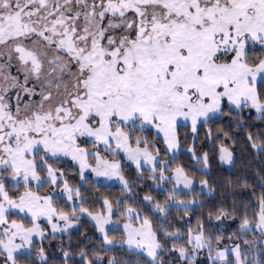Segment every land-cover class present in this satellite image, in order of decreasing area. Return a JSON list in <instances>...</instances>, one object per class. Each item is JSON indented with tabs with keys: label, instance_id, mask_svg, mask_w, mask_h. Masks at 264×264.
<instances>
[{
	"label": "flooded vegetation",
	"instance_id": "obj_1",
	"mask_svg": "<svg viewBox=\"0 0 264 264\" xmlns=\"http://www.w3.org/2000/svg\"><path fill=\"white\" fill-rule=\"evenodd\" d=\"M263 3L0 0V164L105 149L96 134L110 127L120 138L121 131L97 113L130 115L136 84L163 92V57L184 37L213 33L234 15L254 19Z\"/></svg>",
	"mask_w": 264,
	"mask_h": 264
},
{
	"label": "rangeland",
	"instance_id": "obj_2",
	"mask_svg": "<svg viewBox=\"0 0 264 264\" xmlns=\"http://www.w3.org/2000/svg\"><path fill=\"white\" fill-rule=\"evenodd\" d=\"M261 49H264V6L254 19L234 15L218 24L213 33L184 37L176 53L168 52L163 57L167 62L164 70L167 77L164 74L162 93H156L155 83L141 82L136 84L135 96L126 106L127 110L131 107L130 115L117 119L111 111L97 113L104 124L116 125L114 130L121 131L120 138L107 127L93 138L97 146L105 149L88 148L72 154L65 150L47 152L53 160L66 157L77 164L80 179L75 186L67 184L64 169L51 166L43 159L41 163L24 158L21 162L0 164V264H17L15 258L30 253L35 240H43L49 234L68 233L82 218H89L100 227L107 248L126 247L156 262L160 244L147 219L128 209L124 212L126 215L122 214L125 219L113 225V207L106 204V212L92 213L84 207V196L78 191L89 177L96 183L125 185L122 166L126 161L139 170L148 168L165 184L171 183L173 193L210 192L205 181L191 179L182 168L165 172L170 168L169 160L161 158L158 146L153 139H148L146 130L152 129L156 137L163 139L173 159L182 150L177 133L179 125H190L195 133L199 124L221 116L226 108H245L264 116V101L257 91V84L264 79ZM192 155L205 160L204 154ZM232 158V152L223 148L221 162L229 166ZM199 167L207 170L200 163ZM160 183L159 187L164 186ZM197 201L173 203L188 206ZM66 207L72 209L70 213L62 212ZM116 227L124 231L123 237L107 235ZM242 230H254L258 236L256 241L249 238L253 233L240 236L246 249H252L255 244L264 245L261 234L264 233V213H259L258 223H250ZM229 240L231 246H226V251L240 245L233 238ZM199 249L194 248L193 253L186 256L195 257ZM243 253L242 250L235 253L237 264H247L252 257L246 253L244 260Z\"/></svg>",
	"mask_w": 264,
	"mask_h": 264
},
{
	"label": "trees",
	"instance_id": "obj_3",
	"mask_svg": "<svg viewBox=\"0 0 264 264\" xmlns=\"http://www.w3.org/2000/svg\"><path fill=\"white\" fill-rule=\"evenodd\" d=\"M263 54L261 49L259 55L264 57ZM257 91L264 101V79L257 84ZM146 131L148 139L158 146L161 158L169 160L170 168L165 172L182 168L191 179L205 181L210 192L173 193L171 183L165 184L148 168L139 170L126 161L122 166L125 185L96 183L89 177L78 192L84 196V207L92 213L106 212V204L113 207V225L125 219L122 214L126 215L128 209L147 219L160 244L156 262L126 247L107 248L100 227L93 220L82 218L68 233L35 240L30 253L15 258L17 264H237L235 253L241 250L244 260L246 253L252 255L247 264H264V245L246 249L240 237L253 233L249 238L256 241L254 230L242 229L258 223L259 213H264V116L245 108H226L221 116L199 124L195 133L190 125H179L182 150L173 159L163 139L156 137L152 129ZM223 148L232 152L229 166L221 162ZM192 154H204L205 160L195 159ZM199 163L207 170H202ZM49 164L64 169L67 184H79L76 163L51 160ZM159 183L164 186L159 187ZM196 199L194 205L173 203ZM71 210L66 207L62 212ZM112 229L108 236H124L120 227ZM231 238L240 245L226 251ZM197 247L200 249L195 257L186 256Z\"/></svg>",
	"mask_w": 264,
	"mask_h": 264
}]
</instances>
